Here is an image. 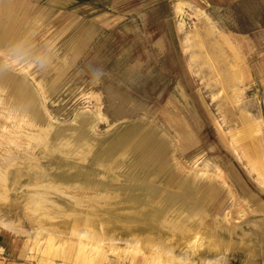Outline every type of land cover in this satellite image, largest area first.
Returning a JSON list of instances; mask_svg holds the SVG:
<instances>
[{
    "label": "rangeland",
    "instance_id": "374dc122",
    "mask_svg": "<svg viewBox=\"0 0 264 264\" xmlns=\"http://www.w3.org/2000/svg\"><path fill=\"white\" fill-rule=\"evenodd\" d=\"M0 166V264H264V0H0Z\"/></svg>",
    "mask_w": 264,
    "mask_h": 264
},
{
    "label": "bare ground",
    "instance_id": "6f19581e",
    "mask_svg": "<svg viewBox=\"0 0 264 264\" xmlns=\"http://www.w3.org/2000/svg\"><path fill=\"white\" fill-rule=\"evenodd\" d=\"M182 2V1H181ZM176 4V3H175ZM183 4V3H182ZM180 5L181 4H178L177 5V8H178V10H180V12H182V10H181V8H180ZM203 35V34H202ZM206 38V37H205ZM216 55V54H215ZM214 55V56H215ZM217 62V61H216ZM227 66H229L230 68H231V66H230V64H226L224 67H223V69L226 71V73L227 74H229V76L231 77V76H233L234 74H232V72H228L229 71V68L227 67ZM2 169H3V167H1L0 166V174H2L3 172H1L2 171ZM110 178V177H109ZM111 179V178H110ZM113 179V178H112ZM4 182V179H3V177H1L0 178V186H3V182ZM2 198V196H1V194H0V199ZM106 202V201H105ZM24 214H25V216H26V218L30 221V223H42V221H43V219H46L47 217H48V215H47V210L44 208V205L40 202V200L39 199H37V198H34L33 196H29L28 197V201L26 202V207H25V210H24ZM68 217H70V216H68ZM39 224V225H40ZM89 238H91V237H89ZM94 238V237H93ZM78 239H80V241L82 240L81 239V237H78ZM88 243V242H87ZM95 248V247H94ZM218 248V247H217ZM94 250V249H93ZM95 252H96V250H94ZM94 251H93V253H94ZM87 253V252H86ZM97 253V252H96ZM86 258V257H85ZM93 258H96V259H93ZM93 258H86L87 260H85L84 259V261H87L88 262V264H96L97 263V261L99 260L98 258H97V256L96 257H93ZM137 263L138 264H141L142 263V258H138V260H137ZM136 263V264H137Z\"/></svg>",
    "mask_w": 264,
    "mask_h": 264
},
{
    "label": "crops",
    "instance_id": "0c3cea01",
    "mask_svg": "<svg viewBox=\"0 0 264 264\" xmlns=\"http://www.w3.org/2000/svg\"><path fill=\"white\" fill-rule=\"evenodd\" d=\"M192 36H193V39L195 40V39H197L198 40V42H199V45L200 46H202L203 45V41H202V39L200 38V36L198 35V33H196V31L195 30H193L192 31ZM210 60V59H209ZM210 62H211V60H210ZM212 65V64H211ZM230 66H231V68L229 67V66H227L228 68H229V71L228 72H232V74L234 73V69L232 68L234 65H233V63H231L230 64ZM229 75V74H228ZM222 80V79H221ZM227 80H233L232 79V76L230 77L229 76V78L227 77ZM175 122H179L178 120H175Z\"/></svg>",
    "mask_w": 264,
    "mask_h": 264
}]
</instances>
